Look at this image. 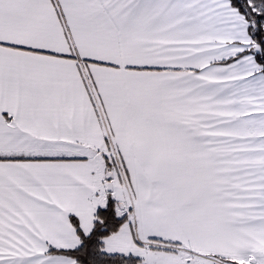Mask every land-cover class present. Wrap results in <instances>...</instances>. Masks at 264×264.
Wrapping results in <instances>:
<instances>
[{
  "label": "snow or ice",
  "instance_id": "6c2138e0",
  "mask_svg": "<svg viewBox=\"0 0 264 264\" xmlns=\"http://www.w3.org/2000/svg\"><path fill=\"white\" fill-rule=\"evenodd\" d=\"M0 264H264V0H0Z\"/></svg>",
  "mask_w": 264,
  "mask_h": 264
}]
</instances>
